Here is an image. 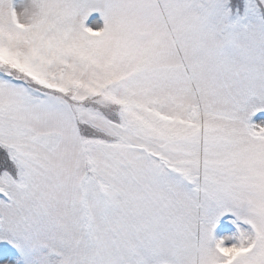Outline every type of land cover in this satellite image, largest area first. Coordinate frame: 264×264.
<instances>
[{"label":"snow or ice","instance_id":"1","mask_svg":"<svg viewBox=\"0 0 264 264\" xmlns=\"http://www.w3.org/2000/svg\"><path fill=\"white\" fill-rule=\"evenodd\" d=\"M0 264H264V0H0Z\"/></svg>","mask_w":264,"mask_h":264}]
</instances>
